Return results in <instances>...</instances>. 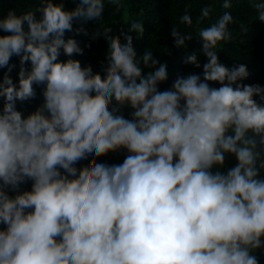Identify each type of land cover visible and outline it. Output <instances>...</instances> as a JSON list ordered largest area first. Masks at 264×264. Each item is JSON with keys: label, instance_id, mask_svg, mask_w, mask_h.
Here are the masks:
<instances>
[{"label": "clouds", "instance_id": "clouds-1", "mask_svg": "<svg viewBox=\"0 0 264 264\" xmlns=\"http://www.w3.org/2000/svg\"><path fill=\"white\" fill-rule=\"evenodd\" d=\"M73 2L69 11L40 0L35 11L10 9L0 18V264H259L264 104L254 97L264 101V87L240 82L249 75L245 65L219 61L215 49L232 39V14L198 31L203 80L180 76L160 91L167 66L150 50L138 59L132 37L122 42L110 27L103 28V77L71 58L83 50L65 33L76 20L101 21L105 11L104 0ZM110 3L119 11L121 0ZM231 6L224 0V9ZM254 7L264 22V2ZM210 13L202 8L197 23ZM180 23L192 26L187 10ZM129 31L144 28L132 22ZM171 36L177 48L192 40L177 27ZM141 63L154 70L143 75ZM184 63L201 67L196 53ZM34 85H43V104L25 117L16 103L34 99ZM125 105L132 119L116 114ZM121 148L129 153L122 164L93 159L75 167ZM226 153L238 163L213 173ZM27 180L31 191L8 195Z\"/></svg>", "mask_w": 264, "mask_h": 264}, {"label": "trees", "instance_id": "trees-1", "mask_svg": "<svg viewBox=\"0 0 264 264\" xmlns=\"http://www.w3.org/2000/svg\"><path fill=\"white\" fill-rule=\"evenodd\" d=\"M54 3H63L65 10H73L75 3L73 0H53ZM78 2V0H76ZM105 11L103 19L99 22L89 20H76L73 23V31L66 32L65 38H74L77 40L79 47L83 50V54L74 55L72 59H76L81 63L82 67L91 66L94 73H99L103 77V69L107 66L108 43L103 36V28L110 27L112 29L110 35L119 36L124 42L125 35H130L133 40V48L139 59L146 50L152 51L154 59H158L161 64L167 66V79L159 83L160 91L171 88L173 82L180 76H188L190 74H198L203 80V65L207 62L206 57L202 53V45L198 36L199 29L207 28L211 23L218 20L224 12H230L233 16L234 23L229 25L232 33V39L229 42H219L215 51H217L219 61L223 65L232 68L233 66L245 65L249 72L247 78L242 82L245 85H260L264 87V22L258 18L259 12L254 7L264 0H231V8L224 9L222 7L224 0H121V7L116 11V5L110 3V0H104ZM40 6V0H0V18L6 16L10 9L16 13L22 14L26 11H35ZM205 6L211 8L209 18L203 19L197 23L201 9ZM187 10L191 15L193 24L187 26L180 23V17ZM132 22H140L143 25L144 32L139 34L136 31H129ZM177 27L182 34H192V40L186 41L184 47L177 48L174 44V38L171 31ZM100 35H96L97 33ZM0 35H6L0 30ZM196 53L201 64L200 68H196L191 64H185L184 60L187 55ZM61 61L68 59L63 55L59 57ZM10 63L16 67L10 73L14 82H18L19 58L13 56ZM159 65H157L158 67ZM30 70V63L25 65ZM142 74L147 75L154 69L146 68L141 63ZM6 69L0 68V78ZM210 87H220L219 82H208ZM36 97L25 102L17 101L16 108L22 112L23 116H27L34 112L43 104L42 89L43 85H34ZM254 99L258 103V96ZM113 107H119L115 100L112 102ZM3 109V98L0 97V112ZM133 110L129 105L120 108L117 115H122L125 119H132L131 112ZM261 151L262 159H264V146L258 144ZM129 155L126 149H119L115 152L109 151L100 157L94 155L88 156L87 159L80 160L75 167L80 169L91 164L93 159L97 163L111 165L122 164L126 156ZM238 163L233 154H225L223 166H213V173L219 171L221 173L233 168ZM63 173V169H61ZM260 178H264V170H261ZM32 181L19 185L17 191L11 188L5 189L10 197H14L18 193L31 191ZM6 225L0 223V230H5ZM264 239V238H262ZM254 255L257 256L259 264H264V248L256 250Z\"/></svg>", "mask_w": 264, "mask_h": 264}]
</instances>
